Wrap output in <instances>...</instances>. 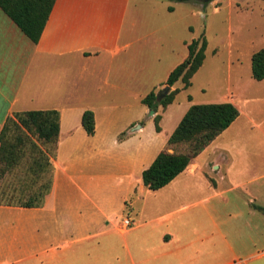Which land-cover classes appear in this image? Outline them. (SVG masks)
Returning a JSON list of instances; mask_svg holds the SVG:
<instances>
[{"label": "crops", "instance_id": "obj_1", "mask_svg": "<svg viewBox=\"0 0 264 264\" xmlns=\"http://www.w3.org/2000/svg\"><path fill=\"white\" fill-rule=\"evenodd\" d=\"M139 21L131 0H56L34 43L0 9V134L16 112H60L44 205H0V264H264V118L246 100L228 94L220 103L240 112L230 127L167 186L144 185L194 104L163 146L157 137L176 99L160 132L137 126L155 119L142 103L151 60ZM103 96L110 102L98 105ZM86 110L94 135L82 125Z\"/></svg>", "mask_w": 264, "mask_h": 264}, {"label": "rangeland", "instance_id": "obj_2", "mask_svg": "<svg viewBox=\"0 0 264 264\" xmlns=\"http://www.w3.org/2000/svg\"><path fill=\"white\" fill-rule=\"evenodd\" d=\"M131 15L140 19L139 34L145 43V56L151 60L145 73L146 95L154 87H157L156 93L165 88L168 72L187 54L183 42L204 37L208 41L206 60L193 77L192 86L184 89L182 81L176 83L175 89L181 91L176 97V106L169 107L165 115L163 133L158 135L156 144L163 146L167 142L168 134L183 116L190 99L193 104L220 103L232 93L240 98L237 104L246 100L248 110L264 118V103H257L264 99V82L252 78V55L264 48V0H214L211 3L131 0ZM109 102L107 96L96 99L98 105ZM163 110L160 107L158 114ZM141 124L146 127V134L155 132V122L149 114L137 126ZM33 140L50 155L51 162L56 158L51 146ZM187 149V144H181L169 151L180 153ZM36 157L28 150L19 167L11 173L6 170L0 180V195L10 187L19 189L21 184L32 181L34 176L27 169ZM47 179L48 174L42 173L38 182L41 184Z\"/></svg>", "mask_w": 264, "mask_h": 264}, {"label": "trees", "instance_id": "obj_3", "mask_svg": "<svg viewBox=\"0 0 264 264\" xmlns=\"http://www.w3.org/2000/svg\"><path fill=\"white\" fill-rule=\"evenodd\" d=\"M56 0H0V9L17 25V27L34 43H38L49 19ZM176 2H197L199 0H172ZM173 11V8H170ZM208 41L194 39L188 46L189 56L169 75L166 86L182 81L184 89L192 86L194 75L204 64ZM252 78L264 80V48L252 55ZM180 89H172L160 102L157 93L151 91L143 100L151 111L157 113L155 126L161 131L160 107L166 109L174 102ZM191 100V99H190ZM238 108L231 102L192 105L181 122L171 134L168 142L152 165L143 172L144 185L157 191L167 186L177 176L183 173L188 165L199 156L220 134H222L239 117ZM82 125L88 135L96 132L95 114L86 110L82 116ZM60 135V112L57 110H32L16 112L9 116L0 134V180L7 172L20 166L26 151L36 154L33 163L27 171L34 176L32 181L21 184L19 189L10 187L8 192L0 195V205L16 207H42L46 196L51 192L54 181V166L47 152L42 151L38 143L51 146L57 154ZM126 133L122 134V138ZM187 144L185 152H170L169 148ZM42 173L48 174V179L39 184ZM26 192H29L25 198ZM264 212V208L258 207Z\"/></svg>", "mask_w": 264, "mask_h": 264}, {"label": "water", "instance_id": "obj_4", "mask_svg": "<svg viewBox=\"0 0 264 264\" xmlns=\"http://www.w3.org/2000/svg\"><path fill=\"white\" fill-rule=\"evenodd\" d=\"M202 3H211L214 0H200ZM172 92V87L165 86L163 90H161L159 93H157V101L160 102L163 100L168 94ZM155 112L151 111V114L153 115Z\"/></svg>", "mask_w": 264, "mask_h": 264}, {"label": "built area", "instance_id": "obj_5", "mask_svg": "<svg viewBox=\"0 0 264 264\" xmlns=\"http://www.w3.org/2000/svg\"><path fill=\"white\" fill-rule=\"evenodd\" d=\"M125 224H130V221H129V220H126V221H125Z\"/></svg>", "mask_w": 264, "mask_h": 264}]
</instances>
